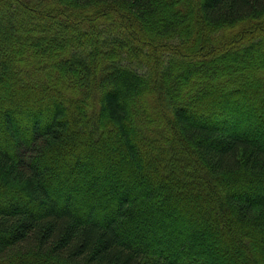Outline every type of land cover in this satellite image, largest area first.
I'll return each mask as SVG.
<instances>
[{
	"label": "trees",
	"instance_id": "16d2710c",
	"mask_svg": "<svg viewBox=\"0 0 264 264\" xmlns=\"http://www.w3.org/2000/svg\"><path fill=\"white\" fill-rule=\"evenodd\" d=\"M0 264H264V0H0Z\"/></svg>",
	"mask_w": 264,
	"mask_h": 264
},
{
	"label": "rangeland",
	"instance_id": "374dc122",
	"mask_svg": "<svg viewBox=\"0 0 264 264\" xmlns=\"http://www.w3.org/2000/svg\"><path fill=\"white\" fill-rule=\"evenodd\" d=\"M135 196H137V195L135 194Z\"/></svg>",
	"mask_w": 264,
	"mask_h": 264
}]
</instances>
